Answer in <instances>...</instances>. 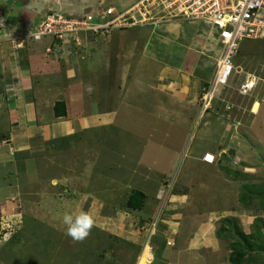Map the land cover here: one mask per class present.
Instances as JSON below:
<instances>
[{
  "label": "crops",
  "instance_id": "obj_1",
  "mask_svg": "<svg viewBox=\"0 0 264 264\" xmlns=\"http://www.w3.org/2000/svg\"><path fill=\"white\" fill-rule=\"evenodd\" d=\"M95 1L0 0V183L6 186L0 200L11 215L44 207L48 186L55 182L67 186L76 198L80 196L76 211L79 200L97 199V204L84 210L95 213L98 205L104 214L121 215L130 210L134 218L145 219L156 209L159 188L154 195L145 189L143 183L149 180L142 167L161 169V177L186 155L188 167L176 179L183 183L188 170L199 172L207 167L201 160L205 152L215 155L211 150L214 136L224 149L234 135H245L248 140L257 139L252 138L257 133L264 135V36L239 43L226 82L229 85L217 87L205 111L198 106V95L215 68L213 63L209 68L205 64L206 53L217 56L216 60L220 55L214 31L205 23H195L196 28L168 23L161 37L145 25L116 29L102 41L88 36L81 40V48L75 50L67 42L52 53L45 52L48 37L27 39L45 13H88ZM101 2L108 5L111 0ZM132 2H117L120 8L113 7L122 9ZM176 25L182 32L199 31L203 52L193 51L189 46L192 35L180 33ZM136 27L155 35L149 42L147 31L128 30ZM247 81L252 87L239 94V85ZM55 101L63 103L64 115H54ZM195 121L194 135L189 133L186 138ZM113 153L118 154V170L110 163ZM99 160L110 164L103 167V174L98 173L101 183L91 181ZM111 169L113 172L106 171ZM134 190L144 194L141 209L124 206ZM189 190L171 192L169 198L186 200ZM5 193L14 201L9 202L12 206L4 201ZM182 207L170 215L175 220L170 216L164 220L168 225L175 223L170 226L175 233L164 232L156 245L153 242L154 250L164 254L159 264H222L219 260L224 254L216 247L221 243L214 235L216 228L210 230L201 211L193 214L188 206ZM25 217L32 219L28 214ZM170 236L171 244L166 246L165 238Z\"/></svg>",
  "mask_w": 264,
  "mask_h": 264
},
{
  "label": "rangeland",
  "instance_id": "obj_2",
  "mask_svg": "<svg viewBox=\"0 0 264 264\" xmlns=\"http://www.w3.org/2000/svg\"><path fill=\"white\" fill-rule=\"evenodd\" d=\"M125 1L126 0H111V4L109 3L108 5H104L101 0H97L92 6V10L88 13H70V15L91 14L95 17L99 16L100 19L106 18L107 15L105 14V9L108 7H112L114 9L115 7L113 6L120 8L117 6V2ZM116 23L117 20H113L112 26L108 27L109 29L96 35L89 32L80 33L79 44L76 45L70 43L68 45L76 50L79 47H83L81 44V40L83 38L89 36V38H97L98 41H102L104 37L106 38L109 36L110 32L113 30L125 29L118 28ZM195 23L197 24V22H192L187 23L186 25H192L194 28L199 27ZM166 24L167 23L154 22L152 25L148 26L151 28V32L154 31L157 34L159 33V37H161L162 35H165ZM176 24L179 25L178 23ZM180 26L182 25L180 24ZM180 26H177V28ZM178 29V31L182 34L188 33L192 35L191 38L193 37V41L189 46L193 51H199V53L203 52L200 48L201 38L199 35L201 33L199 31H195V33L192 28L191 30L182 32V29ZM128 30L132 31L131 33L139 30L141 32L147 31V35H145V37L149 42L155 35L152 33L150 34L148 30L142 27H136ZM175 33H177L176 30ZM170 36V38H172L170 40L174 41L175 37H173L172 34ZM197 36H199V40ZM205 36L206 34L204 33L203 37ZM176 41L178 40L176 39ZM242 41V44H245L249 40L243 39ZM20 44L21 43L18 45ZM85 50H87V47ZM206 54L208 56L205 55L207 58H205V64L209 68L211 67L209 66L210 64L213 63L214 65L216 63V59L214 57L217 56H213L212 58L209 56L210 54L208 52ZM198 58H200V56H198ZM193 62V65H195L196 61L194 60ZM200 72L201 71H198V73ZM209 77L210 76H208V78ZM211 79L212 74L209 81H211ZM228 85L226 84V86ZM216 88L217 87L213 89V97L217 94L218 88ZM234 94H236V91H234ZM211 100H213L212 97ZM211 100L210 103L212 102ZM198 113H200L199 110ZM197 124L198 121H195L194 124L191 125V130L189 127L186 138L189 133H192L191 137L194 135ZM247 138L248 137L242 134L234 135L231 140H228L224 149H221L218 146L219 141L217 136L211 138L213 148L209 147L211 145L208 147L215 152L214 161L208 164L205 169L201 170L199 168V172L195 169L188 170L186 172V176H183L182 178L184 179L183 183L177 182L176 179L179 174H182L183 170L188 167L187 163L189 162V159L186 155H182L177 160L171 171L164 173L161 177L159 173L161 169L154 171V169L147 166L142 167V171L147 172L146 177L149 180V182L143 183L145 189L149 190V193L153 192L152 195H154L156 190H158V188L160 189L161 186L164 185L163 194L167 192V196L164 197V199L158 198L157 194V205L155 203L156 209L154 210L153 215L145 219H136V217L134 218L132 216L134 215V211L132 212L130 210L125 211L121 215H109L104 214L103 210H101V208L97 205L96 212L92 213L96 219V225L92 228L91 234L88 238L83 242H75L67 236L66 227L62 224L61 218L63 214L65 212L76 211L77 202L80 198V196H78L79 198H76V193V196L75 194L70 193L69 190H67V186H60L55 184V182L49 185L47 190L48 198L46 205L44 207L37 206L34 208L33 212L32 209H25L26 214L32 216V219L30 220L25 217L26 214L23 210H21L17 216L11 215L8 213V210H6L7 207L3 206V200H0V264H133L136 256L138 255L143 238V231L141 227L144 224H147L149 220H153L158 213L157 222L155 223L151 236L154 244L156 245V242L163 237V233H169L170 226H175V223L168 225L164 220H167L170 215H173V213L183 210L182 206H188L186 209L192 210L193 214H195L196 211L197 213L201 211L199 215L203 220L206 218L208 219L207 222L210 225V230H212L211 228L217 229L221 218H228L230 220L229 223L224 225L223 230V234L227 237L217 238L221 243L218 242L216 247L217 249L220 248L219 251L224 254V257L220 259L222 262L219 260L220 263H228L227 254L229 249L227 247V242L238 240L242 247L243 255H253L254 260L251 264H264V260L260 258V256H263L264 252L256 248L248 250L243 246L241 238H239V236L232 231V225L235 224L237 229L244 234L248 235L253 233L257 236V232L259 231L258 233H261L264 236V135L257 133L252 136V138H257L255 140H248ZM232 140H234L235 143L232 142ZM188 145L189 143L187 146ZM101 147L105 150L103 145H101ZM109 159L111 160L110 163H115V165L118 164L116 163L119 161L117 153H113L112 158L109 157ZM106 164L110 165L109 163H105V161L103 163L102 160H99L96 168L94 169L98 172H94L92 174L91 177H93V179L91 181H98L101 183L102 180H98V177L102 175L98 173H104L103 167ZM108 165H106V167H109ZM116 167L118 170V165ZM106 171L108 173L113 172L112 169L110 171ZM186 177L191 178V180ZM165 181L166 184H163ZM172 181L174 184L171 183ZM168 183H170L169 188L167 185ZM101 186H104V182ZM2 188H6L4 183H0V192H2ZM186 189H190V196L186 200L181 199L179 201H175L174 199L169 198V193L181 192ZM1 196H4V194ZM5 196L7 197L4 201H6L9 206H12L9 202L14 201L10 200L7 193H5ZM37 201L38 200H35V202ZM79 201L80 209L84 210L90 204H97L98 200L91 199L87 202V199H84ZM67 202L70 203V205H66ZM186 202H189L190 205L186 204ZM101 204L103 205V202H101ZM160 206L163 214L161 211V215L159 216L160 211L158 212V209ZM194 218H197L199 221H203L201 218ZM173 220H175V218H173ZM216 229H214L215 237H217L215 234ZM208 232L210 237L213 238L211 231L208 230ZM255 240L258 241L259 239L256 238ZM152 256L154 263L159 264L163 262V251L155 248ZM208 261L209 259H207L204 263H207ZM192 264L194 263L192 262ZM240 264L247 263L243 262Z\"/></svg>",
  "mask_w": 264,
  "mask_h": 264
},
{
  "label": "built area",
  "instance_id": "obj_3",
  "mask_svg": "<svg viewBox=\"0 0 264 264\" xmlns=\"http://www.w3.org/2000/svg\"><path fill=\"white\" fill-rule=\"evenodd\" d=\"M105 14L106 18L100 19L99 16L91 14L48 12L27 39L48 37L49 43L45 51L52 53L62 43L78 45L80 33L89 32L96 35L106 31L112 26L113 20H117L118 28L148 26L154 22L205 23L214 31L220 55L216 60L211 81L199 91L197 101L201 111L210 107L213 89L226 84L239 43L243 39L264 36V0H134L122 9L108 7ZM19 40L22 41L20 38ZM251 87V81L244 82L239 85L237 92L242 94ZM209 157L211 159H208ZM201 160L210 164L214 161V155L207 151L201 156ZM163 184H166V181ZM163 186L159 189L158 198L164 199L167 192L163 194ZM159 211L160 216L161 206ZM157 215L158 213L153 220H149L141 227L143 238L133 264H153L154 244L151 236ZM174 233V229H170V235ZM165 244H171V236L165 238Z\"/></svg>",
  "mask_w": 264,
  "mask_h": 264
},
{
  "label": "trees",
  "instance_id": "obj_4",
  "mask_svg": "<svg viewBox=\"0 0 264 264\" xmlns=\"http://www.w3.org/2000/svg\"><path fill=\"white\" fill-rule=\"evenodd\" d=\"M53 113L55 116H62L64 115V108L63 103L61 101H55L53 105ZM144 194L140 190H134L131 194L128 195L124 202V206L129 209H141L143 204ZM228 218H221L220 224L215 230V234L217 237L226 238L227 236L223 234L224 225L229 223ZM232 231L235 232L239 238L242 240V244L248 250L253 248L260 249L264 252V236L261 233L257 232V236L253 233L251 234H244L240 230L237 229L235 224L232 225ZM257 231V230H256ZM255 231V232H256ZM258 238L259 240L256 241L255 239ZM153 243V242H152ZM227 247L229 249L227 254V262L230 264H240V263H247L251 264L253 262V255H243V250L241 245L239 244L238 240L227 242ZM262 260H264L263 256H260Z\"/></svg>",
  "mask_w": 264,
  "mask_h": 264
},
{
  "label": "clouds",
  "instance_id": "obj_5",
  "mask_svg": "<svg viewBox=\"0 0 264 264\" xmlns=\"http://www.w3.org/2000/svg\"><path fill=\"white\" fill-rule=\"evenodd\" d=\"M89 85L88 91L91 92ZM62 224L66 227V235L75 242H83L91 234V230L96 225L94 215L83 209L74 212H65L62 216Z\"/></svg>",
  "mask_w": 264,
  "mask_h": 264
},
{
  "label": "snow or ice",
  "instance_id": "obj_6",
  "mask_svg": "<svg viewBox=\"0 0 264 264\" xmlns=\"http://www.w3.org/2000/svg\"><path fill=\"white\" fill-rule=\"evenodd\" d=\"M208 159H211V157H209Z\"/></svg>",
  "mask_w": 264,
  "mask_h": 264
}]
</instances>
